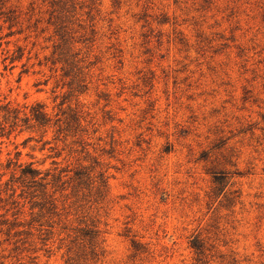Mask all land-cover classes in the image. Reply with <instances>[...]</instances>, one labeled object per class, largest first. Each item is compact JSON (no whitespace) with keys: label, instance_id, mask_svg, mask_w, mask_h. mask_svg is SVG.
I'll use <instances>...</instances> for the list:
<instances>
[{"label":"rangeland","instance_id":"rangeland-1","mask_svg":"<svg viewBox=\"0 0 264 264\" xmlns=\"http://www.w3.org/2000/svg\"><path fill=\"white\" fill-rule=\"evenodd\" d=\"M4 99L0 264H264V0H0Z\"/></svg>","mask_w":264,"mask_h":264},{"label":"trees","instance_id":"trees-1","mask_svg":"<svg viewBox=\"0 0 264 264\" xmlns=\"http://www.w3.org/2000/svg\"><path fill=\"white\" fill-rule=\"evenodd\" d=\"M67 112L71 113L69 107L66 110H60L59 113L61 117L59 118L56 115V119L53 122V126L57 127L56 133L61 134L63 131L71 130L70 125L72 123L80 122V116L75 114H67ZM76 117V118H75ZM52 118L46 111L45 107L42 104H35L33 106H18L13 105L10 102H6L4 100H0V131H8V133H12L16 130L19 133L29 131V132H36L40 130H46L51 128ZM78 125V124H77ZM31 140V137L27 138L26 141ZM0 167L1 162H0ZM12 167V176L11 182L14 180L16 184L24 190L30 189H38L41 196L47 195V187L50 183L47 181L49 177V173L42 176V173L37 169H34L32 165H22L18 163V161H8L6 168ZM2 176L0 177L1 180ZM220 181V179L218 180ZM15 193V192H14ZM32 196V193H30ZM50 197V195H49ZM34 198V195H33ZM51 198V197H50ZM192 248L197 251H200L201 246L196 240L191 242Z\"/></svg>","mask_w":264,"mask_h":264}]
</instances>
